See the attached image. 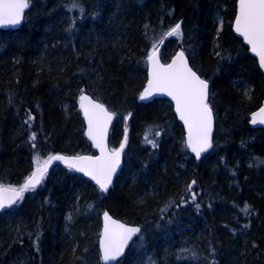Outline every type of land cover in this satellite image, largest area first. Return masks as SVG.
<instances>
[{
	"label": "trees",
	"instance_id": "1",
	"mask_svg": "<svg viewBox=\"0 0 264 264\" xmlns=\"http://www.w3.org/2000/svg\"><path fill=\"white\" fill-rule=\"evenodd\" d=\"M77 2L83 17L73 0H30L24 24L0 30V185H22L51 154L95 153L84 91L116 113L112 148L128 133L124 164L107 195L55 167L0 215V264H105V210L142 227L116 264H264V128L251 125L264 73L234 31L237 0ZM178 22L161 56L184 50L210 83L215 134L200 160L172 102H140L150 51Z\"/></svg>",
	"mask_w": 264,
	"mask_h": 264
},
{
	"label": "snow or ice",
	"instance_id": "2",
	"mask_svg": "<svg viewBox=\"0 0 264 264\" xmlns=\"http://www.w3.org/2000/svg\"><path fill=\"white\" fill-rule=\"evenodd\" d=\"M31 6L30 0H0V25H17L23 19L25 10ZM71 9L78 8L83 17L84 9L73 0ZM74 26V21L73 25ZM236 31L240 33L251 45V50L259 57V64L264 69V0H239L238 15L235 20ZM168 36L182 37L181 23H176L167 32ZM155 49V45H153ZM152 62V78L148 88L140 97L146 99L155 92H166L176 102V110L188 125V146L199 157L202 152L212 147V109L207 103L208 82L201 79L191 67L183 51L177 53L171 64H160L155 50L148 56ZM87 101V104L84 102ZM81 107L89 118L88 135L100 148L99 157H64L50 155L41 165L37 164L33 172L19 187L0 185V210H5L22 200L24 193L34 190L47 173L48 165L53 161H63L69 168L84 172L96 180L101 192H107L112 182V175L120 163L121 153L127 143V134L118 149L106 150L107 125L111 122L114 113L108 112L102 104L96 103L88 96H81ZM257 116L261 117L257 120ZM264 124V108L255 114L252 123ZM159 135V133H156ZM35 139V133L32 134ZM154 148L158 147L155 139H147ZM264 164V161H258ZM195 184V181H192ZM197 207H199L197 205ZM242 214H250V206L245 204L240 209ZM105 215L103 260L115 261L119 257L127 242L133 235L140 232L137 227H129L114 221L107 213ZM71 219V217H69Z\"/></svg>",
	"mask_w": 264,
	"mask_h": 264
},
{
	"label": "water",
	"instance_id": "3",
	"mask_svg": "<svg viewBox=\"0 0 264 264\" xmlns=\"http://www.w3.org/2000/svg\"><path fill=\"white\" fill-rule=\"evenodd\" d=\"M30 4H31V3H30ZM30 8H31V6H30ZM30 8H29V9H30ZM29 9L25 10V12H24V14H23V19L21 20V22H20L19 24H17V25H0V30H7V29H14V30H16V29H19V28L24 24V21H25V15H26V13L28 12ZM238 9H239V0H237V13H236V17H237V15H238ZM235 20H236V18H235ZM233 27H234V31H235V33L237 34V36H239V37L243 40V42L249 47L250 53H251V54H252V55L258 60V62H259V57H258V55H257L256 53H254V52L251 50V45L248 44L247 40H246V39H245L240 33H238V32L236 31L235 21H234V26H233ZM167 38H168V36H166L165 39L163 40V44L166 42ZM161 48H162V45L159 46L157 49H155V52H156L157 58H158V60H159V63H160V64H164V65L171 64L172 61H173V59H175L177 53L183 51V50H178V51L174 54V56L171 58V60H170L169 62L164 63L163 60H162V58H161ZM183 52H184V51H183ZM184 54H185V57L187 58L188 66L191 67L193 71H195L194 68L192 67L191 63H190V60H189L187 54H186L185 52H184ZM260 67H261V66H260ZM261 69H262V68H261ZM152 70H153V69H152V62L148 60V77H147L146 85H145V87H144V89H143V91H142L141 96L145 93V89L148 88L149 80L152 78ZM262 71H263V73H264V69H262ZM195 72H196V71H195ZM196 73H197V72H196ZM197 75H198L201 79L205 80V79H204L203 77H201L198 73H197ZM207 82H208V81H207ZM82 95L90 97L91 100L94 101V102H96V103L102 104V105L105 107V109L108 110V112H110V113H114V112L111 111L106 105H104V104H103L102 102H100L99 100L95 99L90 93H88V92H86V91H85V92H82V93L80 94V96H79L78 104H79L80 110H81V112H82V114H83L84 121H85V125H86V136H87V139L89 140V142L91 143V145H92V147H93V149H94V151H95V154H87V153H85V154H65V153H55V154H53V155H61V156H64V157H93V158L101 156V150H100V148L96 147V142H95V141H94V140L88 135V131H89V118H88L87 115H85V110H84V108L81 107V103H82V102H81V96H82ZM156 99H167V100H169L170 102H172V104H173V106H174V110H175V112H176V114H177V116H178V119H179V121L181 122V124H182V126H183V128H184V133H185V138H186V144H187V147H188V149L190 150V152L194 155V157H195L197 160L202 159L206 154H208V153L212 150V148H213V139H214V134H215V114H214L213 108L211 107V105H210V103H209V99H210V83H209V82H208V99H207V103H208V105H209V106L211 107V109H212V131H211L212 147L209 148L207 151L202 152V153L200 154L199 157H197V156H196V153L192 151V149H191L190 146H188V143H187V141H188V125L185 123L184 120L181 119V117H180V113L176 110V102H175V100L173 99L172 96L168 95L166 92H155V91H153V94H152L151 96L147 97L146 99H141V98H140V102H141V103H144V104H147V103H150V102H152V101H154V100H156ZM84 103L87 104V101H85ZM261 108H264V101H263L261 107L258 108V109L254 112L253 117H254L255 114L259 113V111H260ZM256 118H257V120H259L261 117L257 116ZM115 119H116V115H115V113H114V116H113L111 122L107 125L106 150L109 151V152L112 150L111 147H110V142H109V140H110V133H111L112 126H113V124H114ZM254 125H256V126H258V127H262V128H264V124H261V123H259V122H258V123H255ZM123 141H124V140H123ZM126 146H127V143H126V145H125V147H124V149H123V152L121 153L119 166L117 167L116 171H115L114 174L112 175V182H111V184H110V186H109V188H108V191H107V192H103L105 195L109 193L110 189L112 188L113 184H114L115 181H116V178H117L118 174L120 173V171H121V169H122L123 162H124V150H125ZM119 147H120V146H119ZM119 147H117L116 149H118ZM42 164H43V163H42ZM42 164H41V165H42ZM58 165L68 167V165H67L66 163H64L63 161L53 160V161L48 165V169H47V173H46V174H48L50 171H52V170H53L56 166H58ZM36 168H37V166L33 169L32 173L36 171ZM71 169H72V168H71ZM73 170H75L76 172H78V173H80V174H83V175L86 176L88 179L94 181V182L96 183V185L98 186V188H99V185L97 184L96 180H94L92 177H90V176L86 175L84 172L78 171V170H76V169H73ZM32 173H31V174H32ZM31 174H30V175H31ZM30 175H29V176H30ZM29 176H28V177H29ZM44 177H45V176H44ZM43 179H44V178H43ZM42 181H43V180H42ZM41 183H42V182H41ZM41 183H40V184H41ZM40 184H39V185H40ZM39 185H37V186H39ZM37 186H36V187H37ZM5 187H8V186H5ZM99 189H100V188H99ZM24 194H25V193H24ZM20 201H21V200H20ZM20 201H18L17 204H18ZM15 205H16V204H15ZM15 205H13V206H11L10 208H7V209H5V210H0V215H1L2 213H4V212L10 210V209H11L12 207H14ZM105 213H107L108 216L111 217V219L114 220V221H118L119 223L124 224V225H127V226H129V227H137V228L140 229V232H139V233H136L135 235H133L132 238L127 242V244H126L125 247H124V250H123L122 254H121L119 257H117V259H116L115 261H108V262H105V261L103 260V247H102V245H103V240H104V229H105V224L107 223V221L105 220V215H104ZM141 233H142V227H141L140 225H138V224H131V223L125 222V221H123V220H121V219H119V218L113 216L108 210H105V211L103 212V214H102V228H101V233H100V237H99V249H100V252H101V256H102V260H103V262H104L105 264H116L118 261H120V260L125 256V254L127 253V250L129 249V247L131 246V244H132V243H133V242H134V241L140 236Z\"/></svg>",
	"mask_w": 264,
	"mask_h": 264
},
{
	"label": "bare ground",
	"instance_id": "4",
	"mask_svg": "<svg viewBox=\"0 0 264 264\" xmlns=\"http://www.w3.org/2000/svg\"><path fill=\"white\" fill-rule=\"evenodd\" d=\"M155 50V49H154ZM154 50H151L150 51V54L149 55H151L152 54V52L154 51ZM169 62V61H168ZM205 79V78H204ZM206 80V79H205ZM206 81H208V80H206ZM254 114V113H253ZM252 119H253V115H252V118H251V125L253 126V127H258V126H256V125H254L253 123H252ZM262 128V127H261ZM186 146H187V144H186ZM188 148V147H187ZM189 150V149H188ZM190 151V150H189ZM191 153V152H190ZM192 154V153H191ZM193 155V154H192ZM194 156V155H193ZM3 186H9V185H3ZM14 187H19V186H14ZM25 196V195H24ZM24 198V197H23ZM103 214V213H102Z\"/></svg>",
	"mask_w": 264,
	"mask_h": 264
},
{
	"label": "rangeland",
	"instance_id": "5",
	"mask_svg": "<svg viewBox=\"0 0 264 264\" xmlns=\"http://www.w3.org/2000/svg\"><path fill=\"white\" fill-rule=\"evenodd\" d=\"M46 159H47V158H45V159H42V160H41V162H39V163H42V162H43V161H45Z\"/></svg>",
	"mask_w": 264,
	"mask_h": 264
}]
</instances>
